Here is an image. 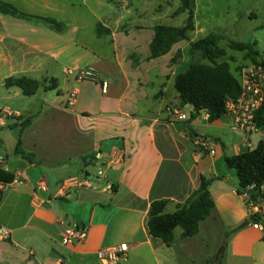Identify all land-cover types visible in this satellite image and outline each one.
Listing matches in <instances>:
<instances>
[{
    "label": "crops",
    "instance_id": "crops-1",
    "mask_svg": "<svg viewBox=\"0 0 264 264\" xmlns=\"http://www.w3.org/2000/svg\"><path fill=\"white\" fill-rule=\"evenodd\" d=\"M3 1L18 6L20 0ZM129 2L125 11L110 3L119 20L95 17L88 24L73 9L52 8L61 18L27 10L57 18L64 25L60 32L0 13V110L10 112L0 121L5 175L0 225L10 233L0 241V264H100L98 250L124 243L128 251L119 264H206L221 248L219 264H264V235L247 225L238 179L225 164L226 157L255 148L264 130L235 131L226 113L209 122L203 110L191 119L192 107L181 106L173 89L175 75L191 62L189 46L180 41L166 55L148 59L157 24H141L142 11ZM28 3L40 9L53 5L50 0L21 1ZM128 9L133 10L129 16ZM98 24L109 32L97 35ZM87 66L107 82L105 94L99 83L75 79ZM56 74H62L60 87ZM21 77L40 83L34 95L5 86L7 79ZM62 87H67L65 96ZM72 90L76 100L68 106ZM27 99L23 113L12 106ZM35 113L39 116L20 140L39 161L36 165L14 155L19 129L7 128L14 125L13 117ZM194 137L212 140L215 153L197 150ZM98 170L102 175L94 187L69 186L68 181ZM201 177L209 180L214 206L197 234L182 238L177 227L170 246L152 239L146 226L151 204L165 201L163 212L173 213ZM74 226L84 227L86 238L65 245L63 231Z\"/></svg>",
    "mask_w": 264,
    "mask_h": 264
},
{
    "label": "trees",
    "instance_id": "trees-1",
    "mask_svg": "<svg viewBox=\"0 0 264 264\" xmlns=\"http://www.w3.org/2000/svg\"><path fill=\"white\" fill-rule=\"evenodd\" d=\"M180 5L173 13L177 16L186 13L185 23L181 27L168 25H154L153 37L149 44V57L154 59L166 55L174 44L187 40L189 32L194 30V12L190 6V0H179ZM0 13L15 18L32 20L39 24L48 26L60 32L64 25L51 17L38 16L19 10L12 3L0 0ZM109 31L100 24L96 26V34L101 35ZM225 37L220 33H209L203 38L189 43V54L192 56L198 53L200 59L205 62L192 61L184 72L174 77L173 87L177 93L181 106L192 107L191 119H194L199 112L208 113V121L212 122L225 114V106L228 100H235L241 92L240 81L233 76L230 66L226 60L225 49L219 47L218 43ZM227 47L230 50L244 53V59L252 65L262 68L264 74V59L259 57L255 50V42H243L233 39L227 40ZM179 53L175 55L178 56ZM175 57L171 59L173 62ZM40 83L24 77L7 79L5 86H17L23 95L32 96L36 93ZM39 116V113L27 117H13L14 125L7 128L19 129V136L14 149V155L26 160L29 164H38L39 161L33 153L25 151L21 147L20 134L29 124ZM256 125L264 130V99L261 107L255 116ZM93 157V155H89ZM226 167L233 170L238 179V194H242L246 188L253 187L250 197L264 198L262 186L264 185V138L258 142L255 148L225 158ZM5 179L4 173L0 170V180ZM7 179H11L10 176ZM209 180L200 178L199 185L183 204H179L173 213H164L165 201H158L151 204L147 214V230L152 239L160 240L164 245L170 246L173 243L174 229L179 227L182 230L181 237L188 238L197 234L199 223L204 221L214 206L211 195L208 191ZM249 221V219H248ZM242 227V226H240ZM238 227V228H240ZM223 248L206 264H219Z\"/></svg>",
    "mask_w": 264,
    "mask_h": 264
},
{
    "label": "rangeland",
    "instance_id": "rangeland-1",
    "mask_svg": "<svg viewBox=\"0 0 264 264\" xmlns=\"http://www.w3.org/2000/svg\"><path fill=\"white\" fill-rule=\"evenodd\" d=\"M21 1L18 4L21 6L20 9L25 12L33 10L41 12L42 15H52L57 18L60 17V14L55 13V11L51 10L52 8L56 10H76L81 13L83 21L87 24L95 21V17L101 21L109 18L114 19V21L115 19L119 20L118 14L116 15L112 11L111 4L122 11H125L131 5L129 4V0H50L53 5L51 4L47 9H40L36 5L30 7L29 3L28 5H23ZM133 3L143 13V18L140 21L141 24H162L181 27L187 17L186 13L173 16V13L180 5L179 0H133ZM71 4H74V6L71 7ZM55 5L57 7H54ZM190 6L194 12V30L188 33L187 40H184L182 45L189 46L190 42L203 38L209 33L222 34L225 38L218 43L219 47L226 51V56L222 60L228 62L231 73L238 80L239 78L241 79L243 71L247 69L249 64H246V61H244V54L230 50L227 47L228 39L255 42V50L259 53V57L264 59V0H190ZM132 12L133 10L128 9L126 11L128 13L127 16ZM119 26L123 29L127 25L119 24ZM91 28L93 27L91 26ZM91 28H87L86 31L91 30ZM87 42L89 43V41ZM89 46L92 47L90 43ZM178 56L175 55L174 57L177 58ZM191 60L205 62L200 59L198 53L192 55ZM56 77L58 86L60 87L62 74H56ZM66 88L62 87V96H65ZM29 101L28 99L15 101L12 106L15 110L23 113ZM211 259H207V261H211Z\"/></svg>",
    "mask_w": 264,
    "mask_h": 264
},
{
    "label": "built area",
    "instance_id": "built-area-1",
    "mask_svg": "<svg viewBox=\"0 0 264 264\" xmlns=\"http://www.w3.org/2000/svg\"><path fill=\"white\" fill-rule=\"evenodd\" d=\"M75 79L79 82L87 80L99 83L101 92H107V82L102 79L99 72L92 66H87L80 69ZM241 92L235 100H228L226 102V114L232 117V129L244 133H254L258 130L255 116L261 107L264 99V74L262 68L255 65H250L245 69L240 79ZM77 92L72 90L68 97L66 104L73 106L76 100ZM177 114L178 112L175 111ZM10 115L8 109L0 110V121L4 117ZM181 119H185L184 115H180ZM194 147L202 152L213 155L215 153L213 146L214 142L204 137H194L192 140ZM250 148V144H248ZM102 175V171L98 170L96 175L91 177L82 176L79 179L68 181L69 186L76 188H92L98 184V177ZM253 187H248L240 194L245 207L249 212V221L247 225L255 230H258L264 235V198L250 197V192ZM10 237L7 229L0 225V241H6ZM86 238V229L84 227H67L63 231V243L65 245H73L82 243ZM128 251L127 244H120L117 246L108 247L98 250L96 258L100 264H119L125 257ZM61 264H64L62 262Z\"/></svg>",
    "mask_w": 264,
    "mask_h": 264
}]
</instances>
